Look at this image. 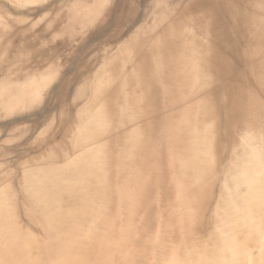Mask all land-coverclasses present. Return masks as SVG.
I'll return each instance as SVG.
<instances>
[{
    "label": "bare ground",
    "instance_id": "1",
    "mask_svg": "<svg viewBox=\"0 0 264 264\" xmlns=\"http://www.w3.org/2000/svg\"><path fill=\"white\" fill-rule=\"evenodd\" d=\"M136 211L125 245L182 222L168 264H264V0H0V264Z\"/></svg>",
    "mask_w": 264,
    "mask_h": 264
},
{
    "label": "rangeland",
    "instance_id": "2",
    "mask_svg": "<svg viewBox=\"0 0 264 264\" xmlns=\"http://www.w3.org/2000/svg\"><path fill=\"white\" fill-rule=\"evenodd\" d=\"M26 64H30V60L27 59L25 55H23L17 56V58L6 59L3 67L6 68L12 65L18 66ZM220 155L221 157H219ZM220 155L216 157V163L218 162V164L221 166L220 177L222 178L224 174V167L228 164L230 157H228L226 153H222ZM115 158L116 160L119 159V157ZM168 179L170 182L173 180L172 177ZM220 184L221 182H217L214 188L215 200L218 196V187L220 186ZM135 217L136 221L134 223L128 224L126 219L121 217L113 223L114 233L110 236V238L107 236L102 237L103 239L97 242L96 246L99 249L93 252L92 259H90V264H168L169 262L179 263L187 258V252H184L183 249L185 244V236L183 235L184 233L180 232L183 229L181 221H174L171 224L164 225V228L167 230L179 229L178 234H174L171 232V234H168V232L163 231L162 227L163 232L160 231L159 234L153 232L150 235H146L145 239H142L136 245L132 244V242H128L127 245H125L124 236L126 235H124V232H126L128 228L134 231L138 228L140 213L136 211ZM135 235L130 233V237L132 240H134V238H137ZM143 245L146 247L145 251H143V249L141 250ZM117 246H119V248H116ZM103 250L106 251L107 258L105 259L103 258ZM123 255H125L126 258H124Z\"/></svg>",
    "mask_w": 264,
    "mask_h": 264
}]
</instances>
